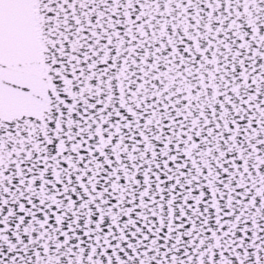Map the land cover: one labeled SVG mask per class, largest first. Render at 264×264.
Instances as JSON below:
<instances>
[{
  "label": "snow or ice",
  "instance_id": "1",
  "mask_svg": "<svg viewBox=\"0 0 264 264\" xmlns=\"http://www.w3.org/2000/svg\"><path fill=\"white\" fill-rule=\"evenodd\" d=\"M0 264H264V0H0Z\"/></svg>",
  "mask_w": 264,
  "mask_h": 264
}]
</instances>
